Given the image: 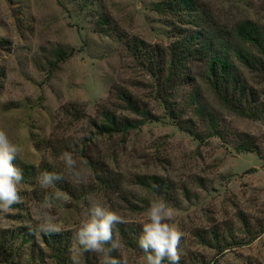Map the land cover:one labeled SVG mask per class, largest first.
<instances>
[{"label":"rangeland","instance_id":"rangeland-1","mask_svg":"<svg viewBox=\"0 0 264 264\" xmlns=\"http://www.w3.org/2000/svg\"><path fill=\"white\" fill-rule=\"evenodd\" d=\"M179 1L190 6L0 0V130L22 148L13 164L24 177L23 202L0 211V264H56L37 215L54 192L64 195L49 210L61 232L74 235L89 196L119 214L123 223L113 229L119 248L111 255L126 264H145L138 238L154 200L172 209L169 222L182 232L180 264H264V78L241 70L256 97L253 111L241 115L223 106L203 79V53L174 81L165 69L171 44L187 34L216 36L245 22L264 30V0ZM131 39L160 57L147 62L127 45ZM59 50L73 55L58 62ZM112 86L131 94L148 116L138 128L101 135L90 122ZM64 152L84 168L86 184L67 175ZM44 171L66 178L42 189L35 177ZM70 255L80 264L102 260L84 256L74 239L67 264Z\"/></svg>","mask_w":264,"mask_h":264},{"label":"trees","instance_id":"trees-1","mask_svg":"<svg viewBox=\"0 0 264 264\" xmlns=\"http://www.w3.org/2000/svg\"><path fill=\"white\" fill-rule=\"evenodd\" d=\"M170 10L184 11L190 5L188 1L169 0ZM165 9L162 3L158 8ZM160 8V9H161ZM203 37L202 45L195 43L197 38ZM127 45L149 63L159 58L156 50L141 40L131 39ZM200 53L206 57L205 72L202 77L212 89L220 103L231 111L241 115H249L255 101V92L249 87L242 71L246 69L249 73L264 78V30L251 22L239 24L234 32L223 34H187L180 40L171 44L169 58L166 59L165 69L168 73V81L176 80L181 76V69L187 62L195 59ZM72 54L64 50L55 53L58 62L66 61ZM242 70V71H241ZM121 108L131 114H141L138 120L129 115L118 113ZM204 109V108H203ZM202 116L211 113L201 111ZM148 114L138 104L131 94L121 90L118 86H112L108 101L97 109V117L90 122L98 134L113 135L125 133L138 128L144 122ZM211 121V120H209ZM210 127H213L210 125ZM214 135H220L214 128ZM244 151H254L251 146L242 148ZM256 153L260 154L258 150ZM145 183V182H144ZM148 186V184L146 183ZM73 234L61 232L56 235H44L43 243L52 252L56 264H67V254L71 253L73 245ZM108 247V246H107ZM89 256V253H84Z\"/></svg>","mask_w":264,"mask_h":264},{"label":"clouds","instance_id":"clouds-1","mask_svg":"<svg viewBox=\"0 0 264 264\" xmlns=\"http://www.w3.org/2000/svg\"><path fill=\"white\" fill-rule=\"evenodd\" d=\"M21 152L22 148L12 143L7 133L0 130V211L3 212H8L13 205L23 202L18 185L24 177L22 171L13 164ZM62 161L68 176L74 177L80 184L87 183V173L72 153H62ZM65 178L59 173L44 171L38 173L35 180L42 189H47ZM63 199L64 195L54 192L46 197L44 205L37 210L40 233L60 234V228L49 210L56 206L54 201ZM88 202L87 217L81 221L73 236L76 245L83 253L102 256L101 264H126L123 259L111 255L119 248L114 240L113 229L117 224L123 223L122 217L92 196H89ZM172 216V209L163 200H154L149 204L138 238V246L145 254V264H164L165 260L168 264H180L182 232L169 222ZM105 246H108L107 249ZM69 259L71 264H80L77 255H70Z\"/></svg>","mask_w":264,"mask_h":264}]
</instances>
